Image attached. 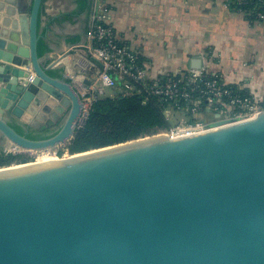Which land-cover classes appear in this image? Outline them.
<instances>
[{
    "label": "water",
    "instance_id": "water-1",
    "mask_svg": "<svg viewBox=\"0 0 264 264\" xmlns=\"http://www.w3.org/2000/svg\"><path fill=\"white\" fill-rule=\"evenodd\" d=\"M43 4L32 0L14 32L0 30V81L16 94L10 115L51 135L21 134L0 107V145L19 153L58 152L82 110L71 81L42 67ZM223 125L0 169V264H264V111Z\"/></svg>",
    "mask_w": 264,
    "mask_h": 264
},
{
    "label": "crops",
    "instance_id": "crops-1",
    "mask_svg": "<svg viewBox=\"0 0 264 264\" xmlns=\"http://www.w3.org/2000/svg\"><path fill=\"white\" fill-rule=\"evenodd\" d=\"M102 1L110 8L109 22L117 38L143 58L150 78L185 72L197 63L199 69L220 75L226 85L248 90L264 103V20L252 22L223 0H90L89 12L51 25L47 31L51 52L46 58L54 61L69 54L74 62L79 57ZM31 2L0 0V30L8 23L5 27L14 32L13 22L26 14L24 6L30 14ZM77 9V0H44L42 30ZM76 36H81L79 44L68 42ZM2 90L6 93L0 107H5L8 120L18 122L10 115L16 94L0 81ZM27 114L42 125L46 120Z\"/></svg>",
    "mask_w": 264,
    "mask_h": 264
},
{
    "label": "built area",
    "instance_id": "built-area-1",
    "mask_svg": "<svg viewBox=\"0 0 264 264\" xmlns=\"http://www.w3.org/2000/svg\"><path fill=\"white\" fill-rule=\"evenodd\" d=\"M223 1L231 9L232 4L241 7L251 0ZM109 13L110 8L107 3L100 2L92 17L91 33L85 49L80 51L79 57L74 62L67 54L51 63L52 69L63 70V74L71 81L80 97L82 110L78 129L86 123L98 101L118 95L156 96L164 99L170 103L165 109V115L171 121L175 114H191L198 117L204 99L209 105L226 100L224 106L230 111L228 115H222L224 110L222 108L216 109L218 110L216 115L220 118L213 122L174 123L168 130L159 134L171 139L209 132L214 129L212 125L220 121L224 122L223 126H228L251 120L264 111V104L254 95L252 97L235 95L223 79H206L207 72L204 69L190 68L179 79L150 78L145 62L140 61V55L117 38L115 29L109 22ZM257 18L264 20V12L258 13ZM88 81L90 84H87ZM117 81L122 82L121 87L117 85ZM109 89H113L114 94H108Z\"/></svg>",
    "mask_w": 264,
    "mask_h": 264
},
{
    "label": "trees",
    "instance_id": "trees-1",
    "mask_svg": "<svg viewBox=\"0 0 264 264\" xmlns=\"http://www.w3.org/2000/svg\"><path fill=\"white\" fill-rule=\"evenodd\" d=\"M77 3L78 9L75 12L52 20L43 30L41 19L43 8L40 13L38 22L40 36L38 42V54L40 58H44L42 67L48 69V74L56 78H64V74L62 69H52V59L46 58V56L51 52L47 31L54 22L62 23L66 20H71L74 17H79L84 13L89 12L90 0H77ZM231 9L235 12H239L241 10L242 12L239 13L244 14L247 19L253 22L258 19V13L264 12V0H251L247 5L241 7L236 4H232ZM80 41L81 36L68 39V42L72 44H79ZM139 57L140 61H143V58L141 56ZM184 73H187V71L178 74H169L163 78L171 77L179 79L183 77ZM213 78L222 79L220 75L207 73L206 79ZM116 83L119 87L122 86L121 81H117ZM148 84L151 83L148 82ZM184 86L191 89V87L187 84H184ZM227 87L231 89L235 95L247 97H252L253 95L250 91L241 89L239 86L227 85ZM196 94L197 93H195V95ZM169 104L170 103L164 99L156 96L145 97L141 95H118L115 98H104L95 104L86 123L81 128L77 129L75 137L66 144L65 148H61L57 152V155L62 157L65 152L69 153L67 155H75L137 139L156 136L157 134L168 130L173 125V121L167 119L165 115V109ZM225 104L226 100H220L209 105L204 99L199 114L201 116L194 117L191 114H186L187 121L190 123H194L196 121L210 122L215 119L214 115L218 113V110L216 109H225ZM207 109L213 112L211 115L212 118L208 121L205 117L207 116ZM12 126L21 134H26L32 139H43L51 136L48 134L50 132L49 129L46 131L27 129L25 126L17 122H12ZM32 162H34V158L30 153L9 151L6 145H0V169Z\"/></svg>",
    "mask_w": 264,
    "mask_h": 264
},
{
    "label": "rangeland",
    "instance_id": "rangeland-1",
    "mask_svg": "<svg viewBox=\"0 0 264 264\" xmlns=\"http://www.w3.org/2000/svg\"><path fill=\"white\" fill-rule=\"evenodd\" d=\"M108 94H114V91H113V89H109L108 90ZM112 98H115V97H112ZM258 99V98H257ZM258 101H260L259 99H258ZM260 103H262L261 101H260ZM223 112H222V115L223 116H225V115H228L229 113H230V111H228V110H226V109H224V110H222ZM200 114V113H199ZM213 114V112H211V110H209V109H207V116H205L206 117V120L208 121V120H210L211 118H212V115ZM201 115H198V117H200ZM215 116V119L214 120H212V121H210V122H213V121H215V120H217L218 118H220L219 116H217V115H214ZM172 121H173V124L174 123H177V122H179V121H187V117H186V114H175L173 117H172ZM163 133V132H162ZM161 134V133H160ZM159 134H157V136H158ZM67 144V143H66ZM66 144H64V145H62V146H60L59 148H58V150L57 151H59L61 148L63 149V148H65V146H66ZM31 154V156L34 158V162H41L42 160V157H44V156H46L47 154H45V153H42V154H37V153H30ZM67 154H69L68 152H65V154L62 156V157H64V156H68ZM48 155H50V154H48ZM50 156H53L52 158H58L59 156L57 155V152L56 153H54V154H52V155H50ZM69 157V156H68ZM60 158V157H59Z\"/></svg>",
    "mask_w": 264,
    "mask_h": 264
},
{
    "label": "bare ground",
    "instance_id": "bare-ground-1",
    "mask_svg": "<svg viewBox=\"0 0 264 264\" xmlns=\"http://www.w3.org/2000/svg\"><path fill=\"white\" fill-rule=\"evenodd\" d=\"M45 154H47V155L42 157V159H41L42 161L41 162H39V163L36 162L35 164L21 165V166L16 167V169L34 167V166L45 165V164H51V163H55V162H58V161L60 162L59 158H57V157L56 158H52L53 156H50L52 154H50V153H45ZM48 154H50V155H48ZM88 154H91V153L78 154V155H75V156L68 155L69 157L68 156H64L61 161L74 160V159L80 158V157L88 155ZM10 170H13V169H10ZM0 172L3 173V172H7V171L4 170V171H0Z\"/></svg>",
    "mask_w": 264,
    "mask_h": 264
}]
</instances>
